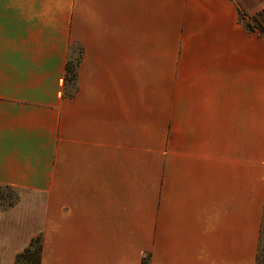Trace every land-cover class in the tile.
Here are the masks:
<instances>
[{"label": "crops", "instance_id": "1", "mask_svg": "<svg viewBox=\"0 0 264 264\" xmlns=\"http://www.w3.org/2000/svg\"><path fill=\"white\" fill-rule=\"evenodd\" d=\"M263 10L0 0V264L38 236L41 264H259Z\"/></svg>", "mask_w": 264, "mask_h": 264}, {"label": "trees", "instance_id": "2", "mask_svg": "<svg viewBox=\"0 0 264 264\" xmlns=\"http://www.w3.org/2000/svg\"><path fill=\"white\" fill-rule=\"evenodd\" d=\"M261 13H264V10L254 16H249L248 14H245L244 12L240 11V16L242 18L254 20L255 16H258ZM249 29L251 31L254 30L253 28ZM80 57L81 52L79 54V57L74 62L69 61L66 66L65 82L68 85V95H71L72 91L76 87L77 67L80 63ZM18 202L19 196L12 187L0 185V213H3L13 208L18 204ZM262 233L264 235V226L262 228ZM262 243H264V238L262 240ZM42 249V237L38 236L30 242L29 246L23 252L17 255L15 264H41Z\"/></svg>", "mask_w": 264, "mask_h": 264}, {"label": "rangeland", "instance_id": "3", "mask_svg": "<svg viewBox=\"0 0 264 264\" xmlns=\"http://www.w3.org/2000/svg\"><path fill=\"white\" fill-rule=\"evenodd\" d=\"M242 22L246 25V27L256 29L258 32L264 36V13H261L258 16H255L254 20H250L248 18H242ZM261 247V253H260V258H259V264H264V243H262Z\"/></svg>", "mask_w": 264, "mask_h": 264}]
</instances>
